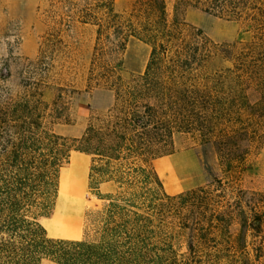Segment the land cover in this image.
Returning a JSON list of instances; mask_svg holds the SVG:
<instances>
[{
  "label": "trees",
  "instance_id": "16d2710c",
  "mask_svg": "<svg viewBox=\"0 0 264 264\" xmlns=\"http://www.w3.org/2000/svg\"><path fill=\"white\" fill-rule=\"evenodd\" d=\"M58 2L97 27L89 85L108 87L114 103L79 137L54 131L70 120V94L46 99L49 37L20 91L0 85V264H264V189L234 183L264 146V0H172L171 18L168 0H134L123 12L115 0ZM190 6L243 23L252 38L213 42L181 17ZM133 38L151 51L125 78L118 55ZM216 60L225 65L210 70ZM180 132L215 147L223 177L169 195L153 163ZM72 151L90 157L88 187L105 202L93 240L52 238L39 222Z\"/></svg>",
  "mask_w": 264,
  "mask_h": 264
},
{
  "label": "rangeland",
  "instance_id": "374dc122",
  "mask_svg": "<svg viewBox=\"0 0 264 264\" xmlns=\"http://www.w3.org/2000/svg\"><path fill=\"white\" fill-rule=\"evenodd\" d=\"M133 2L115 0V9L119 12L127 11ZM78 9L79 6L63 7L58 0H0V85L6 86L13 93L20 91V79L28 65L37 60L42 42L47 37L55 40L56 47L44 53L48 62L47 79L50 85L46 99L51 102L60 92L59 88H64L70 94V120L52 125L57 134L68 138L79 137L92 116L105 113L114 103V92L108 87L94 83L89 85L97 27L82 24ZM168 12L171 18L172 0H168ZM181 17L190 26L201 29L217 44L249 41L252 38V33L247 31L243 23L218 18L192 6L187 7ZM150 51L149 45L131 39L126 50L118 55L122 76L129 78L143 71ZM224 65L216 60L210 65V70ZM7 73L10 76L5 81L1 80V76ZM263 148L252 155L248 167L235 176L236 186L264 189V160L260 157ZM76 156L86 157L87 162L84 164ZM153 164L169 195L205 186L215 177H223L215 147L203 144L191 133H176L173 152L156 159ZM73 165L86 169L84 187L75 199L63 201L58 210L60 181L63 176L67 189L74 171ZM89 166L88 155L72 151L69 162L61 167L55 205L48 215L39 218L49 237L69 240L97 238L94 219L105 202L98 199L88 187ZM165 219L167 223L172 222L171 215H166ZM66 227H73L76 231L69 236ZM41 264L55 263L44 259Z\"/></svg>",
  "mask_w": 264,
  "mask_h": 264
},
{
  "label": "bare ground",
  "instance_id": "6f19581e",
  "mask_svg": "<svg viewBox=\"0 0 264 264\" xmlns=\"http://www.w3.org/2000/svg\"><path fill=\"white\" fill-rule=\"evenodd\" d=\"M73 169H74V171L71 174V177L68 181V184H67L68 188L67 189L65 188L64 183H63V176H62V179L60 181V198H59L58 206H57L58 210L60 209L61 204H63V201H70L72 199H75L76 196L78 195V193L80 192V190H82V188L84 187V183H85V171L84 170H86V169H84V167H80V166H76V165H73ZM68 221L69 220H67L66 222H68ZM69 223H70V221H69ZM66 228H67V232H68L69 236L73 235L74 232L76 231L75 229H73V227H66ZM62 234L63 235L65 234L64 231Z\"/></svg>",
  "mask_w": 264,
  "mask_h": 264
},
{
  "label": "crops",
  "instance_id": "0c3cea01",
  "mask_svg": "<svg viewBox=\"0 0 264 264\" xmlns=\"http://www.w3.org/2000/svg\"><path fill=\"white\" fill-rule=\"evenodd\" d=\"M260 157H261V159L264 160V148L262 149V152H261ZM75 158H77V159H81V160L84 162V164H85V162H87L86 157H83V156H76Z\"/></svg>",
  "mask_w": 264,
  "mask_h": 264
}]
</instances>
